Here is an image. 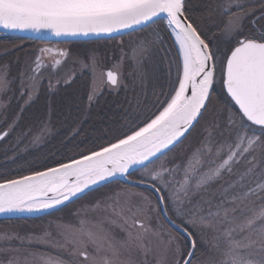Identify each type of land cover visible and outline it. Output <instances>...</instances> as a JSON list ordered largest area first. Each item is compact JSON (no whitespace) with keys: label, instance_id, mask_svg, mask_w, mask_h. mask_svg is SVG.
Returning a JSON list of instances; mask_svg holds the SVG:
<instances>
[{"label":"snow or ice","instance_id":"1","mask_svg":"<svg viewBox=\"0 0 264 264\" xmlns=\"http://www.w3.org/2000/svg\"><path fill=\"white\" fill-rule=\"evenodd\" d=\"M185 3L186 0H0V28L46 30L65 37L125 32L130 35L151 28L132 42L131 58L139 65L154 47L164 43L160 29L153 27L163 23L176 48L175 56L169 58L164 106L154 118L78 159L30 175L0 180V214H9L51 210L86 194L94 186L123 177L156 193L159 203L154 210L163 213L169 224L187 238L185 248H181L180 241L170 233L165 238L164 234L153 231L140 219L144 213L142 204L113 193L111 203L104 207L115 217L109 222L120 227L123 237L117 238L102 222L81 219L79 227L57 226L63 237L59 246H71V264H148L149 256L154 264H197V261L199 264H264V203L258 209L238 207L253 197L264 201V172L254 186L245 183L257 167V150L264 156V0H259V16L251 0H217L216 10L228 18L222 27L227 48L218 47L215 42L210 47L200 24L186 15ZM249 17L253 27L246 31L244 22ZM49 51L42 49L41 53ZM59 63L57 60L56 64ZM92 65H95L94 57ZM41 66L37 58L35 71ZM118 75L107 71V82L117 86ZM32 80L30 87L35 89L38 81L35 77ZM217 84L224 91L230 139L216 143L213 154V129L219 125L205 127L202 148L197 149L184 167L183 179L177 180V168L156 164L205 118ZM7 85L6 76L0 75V91ZM7 135L8 132L0 133V140ZM202 151L214 155V166L196 175L193 161L199 163ZM245 165L235 181L222 187L219 202L196 199L201 190L222 179L224 174H235ZM137 170L141 175L133 182L130 178ZM230 190L234 194L228 195ZM141 201L150 204L143 195ZM96 207H100L99 202ZM190 228L198 235L202 228L221 233L226 243L224 259L210 255L201 260ZM48 236L46 233L44 237L15 239L21 245L33 241L47 243ZM0 239L11 237L0 236ZM136 254L143 259L138 262ZM8 264H65V261L38 255L34 260L14 258Z\"/></svg>","mask_w":264,"mask_h":264},{"label":"trees","instance_id":"2","mask_svg":"<svg viewBox=\"0 0 264 264\" xmlns=\"http://www.w3.org/2000/svg\"><path fill=\"white\" fill-rule=\"evenodd\" d=\"M216 3L217 0H186L185 3L186 15L189 19L200 24L202 34H206L205 39L210 47L213 40L223 33L222 27L228 19L216 10ZM251 4L256 15L259 16V0H251ZM158 25L163 28V34L170 43L171 53L175 56L176 48L172 37L164 28L163 23ZM249 25L253 27L251 23ZM89 44L92 43H73V46H76L77 51H81L82 46L79 45ZM44 45L43 42L25 38L0 36V71L6 72L11 85L5 95L7 105L0 113V133L8 132V135L0 140V180L30 175L35 171L56 167L60 162L66 163L91 151L99 150L100 147L114 142L116 138L154 118V115L158 114L164 106L168 92V68L164 66L162 60L155 67L150 84L146 89L135 87L134 80L132 81L130 78L126 88L116 91L102 90L93 101L89 99L92 97L90 75L86 72L76 71L67 81L46 80L42 82L32 99L25 98V96L27 97L26 91L21 96V86L24 83L21 81L23 75L26 73L28 79L33 82L32 78L37 77L40 72L41 67L38 72L35 71L37 58H40L41 64L47 67L63 65L55 64L53 58L46 57L48 52L41 53ZM223 98L224 96L220 97L214 92L213 104L205 117L209 116L211 111L217 110L215 106L224 108ZM229 107L233 111L236 110L231 105ZM203 120L180 145L161 160L176 154L178 163L180 161L179 153L189 155L197 148L200 145L201 136L204 137L200 131ZM45 124H49L51 133L41 145L29 147L28 144L42 131ZM140 173V171L135 172L131 179L138 180ZM114 186L129 187L122 182H114L87 194L82 199L53 214L34 219L0 220V236L13 237L11 242L0 244V263L7 262L13 258L15 253L18 254L15 252L18 248H24L18 244L15 237L42 234L47 229V223L50 220H61L82 200L98 195ZM143 190L152 194L149 190ZM169 215H171V211H169ZM161 219L164 222L162 217ZM170 230L183 242V248H185L187 240L171 228ZM189 231L193 230L190 228ZM199 233L198 235L196 231H193V239L197 241L198 256L201 260H205L210 255L214 256L215 253L206 231L199 230ZM26 248H29L30 251L56 254L44 247L30 246Z\"/></svg>","mask_w":264,"mask_h":264},{"label":"rangeland","instance_id":"3","mask_svg":"<svg viewBox=\"0 0 264 264\" xmlns=\"http://www.w3.org/2000/svg\"><path fill=\"white\" fill-rule=\"evenodd\" d=\"M250 19L251 17L245 19L244 28L246 31L252 29V27L249 25ZM153 27L160 29V32L164 39V43L159 45L158 47H154L151 50V52L144 57L143 62L139 65L136 63L135 60L131 58L132 42H134L137 37H141L145 35L146 32L151 31V28L140 30L138 32H135L134 34L120 38L115 42L114 41L110 42L109 40L87 42L92 44L79 45L82 46L81 51H77L75 49L76 46H73V44L71 45L63 44V45H58L56 47L53 46L52 48L55 47L58 50H61V48L63 47L66 48L68 46L72 54L68 57L67 61H65L63 65L58 64L59 66L57 67H54L52 65H49L48 67L46 65L45 66L42 65L40 72L38 73L37 77H35L36 80L38 81V84L35 89L30 87L32 81L28 79V75L25 73L23 75V79L21 80L24 82L22 83L21 86L22 87L21 96H23L24 95L23 92L26 91L27 97L25 96V98L31 97L32 99L36 95L39 85L42 82H45L46 80H50L53 82L67 81L72 77V74H74L76 71L86 72L90 75L91 96L93 97L92 98L93 101L102 92V90L116 91L119 89L126 88V86L128 85L127 81H129L130 78H132V81L134 80L135 84L133 85L135 87L138 88L144 87L143 89H146L150 84L151 75L155 67L157 66L158 62L162 60L164 66L168 68L169 58L174 57L171 53L170 43L167 40L166 36L163 34L164 30L161 27V25H157V26L153 25ZM213 42H215V44L221 48L229 47V45L224 42L223 33L219 35L216 39H214ZM213 42L211 43V46ZM58 57L60 56L56 55V58ZM93 57L95 58L94 67L92 65ZM108 70L115 71L119 74L118 78L120 83L117 86H112L107 82L106 72ZM0 75L6 76L7 78V74L4 71H0ZM134 86L132 87L135 88ZM10 87L11 85L10 82L8 81L7 87L4 90L0 91V113L7 105V102L5 100V95L10 90ZM215 93L220 97L224 96V91L219 84L216 85ZM215 108L217 110L211 111L209 116H206L203 122L201 123L200 131L203 133L204 137L201 136L202 139L200 140V145L197 148H195L189 155H184L182 154V152L179 153L180 161H178V163L176 159V154H174L170 157L161 160L156 166L159 167L162 164L168 168H177L176 179L182 180L184 176V172H183L184 167L188 165L189 160L192 159L193 154L197 151V149L202 148V145L204 143V138L206 135L204 131L205 127H210L213 124L219 125V128L213 129V139L215 142L213 145V154L215 153L216 150V143H223L225 141H228L230 137L228 136V132L226 128L227 112L224 111V108L222 106H215ZM50 133H51V129L49 124H45L42 131H40L38 135L34 137L33 141H31L28 144L29 147L31 146L37 147L41 145L44 139ZM218 133H223V135H219ZM255 156H256L255 163L257 167L250 181L245 182L247 184H250V186H254L255 182L258 179H260V173L264 172V156L261 155V152L259 150H257ZM214 159H215L214 155L210 156L202 151L200 154L199 163L197 164L195 163V161H193V166L194 168L197 169L196 175H199L201 172L207 171L209 167H213ZM216 162L218 163V161ZM245 167H247V165L239 168L235 174L232 175L224 174L222 179L217 180L216 182L210 184L206 190H201V192L198 194L196 199L202 197L204 200L213 199L214 202H219L222 187L226 186L229 182L235 181L237 179V175L239 173L244 172ZM192 183L193 185H195V176H193L192 178ZM129 187L114 186L111 189L104 190L98 195H95L93 197L91 196L85 200H82L79 204L75 205L69 212H67V214H65L61 218V220L59 219L50 220L47 223V229L42 234L37 236L36 235L30 236V237H44L45 234L47 233L49 234V236L47 237L49 242L47 243H38L36 241H33L32 243L25 242L22 246L20 241L18 240V244L24 248L20 247L21 249L18 248V250H15V252H17L18 254L15 253V255H13V258H11L10 260L14 258L24 259L25 257L28 258L29 260H34V258L38 255H46L63 260L65 261V264H71V260L69 256V253L71 251V246L70 245L67 247L59 246V244H63V237L62 235H60V231L57 226L70 224L79 227V222L81 219L88 220L93 223L102 222L103 227L113 232L117 238L123 237L124 233L121 231L120 227H118L116 224H112L109 222L110 219H115V217L112 216L110 210H106V208L104 207L105 205L111 203L110 198L112 197L113 193H120L122 196H127L128 198L131 199V201L134 204H142L144 207V213L140 216V219H142L146 225L150 226L153 231L164 234L165 238L169 233L172 236L176 237V239L179 240L181 243V248H183L184 246L183 242L162 221L160 217V212L158 210H154L155 207L158 205L155 195L140 188H133V187L129 188ZM238 191L239 189L236 190V192ZM232 194H234V192L230 190L228 195H232ZM141 195L148 197L150 204L141 201ZM97 202H99L100 207H96ZM262 203H264V201L257 200L256 198L253 197L251 201H244L243 204H238V207L245 210H247L248 208L258 209ZM240 218L242 219L243 217ZM221 227L223 228L224 226ZM200 230L206 231V233L209 235V240L212 242L211 245L215 253L214 254L215 258L218 260L224 259L222 253L226 247V243H225V238L221 235V233L214 232L211 228H202ZM234 236L235 238L239 239L238 234H234ZM6 237H10V236H6ZM217 237H219V239H217ZM12 238L13 237H11V239H0V244L9 243L12 241ZM216 245H218V247H216ZM25 246L44 247L45 249L54 251L56 254L54 255V254L42 253L33 250L30 251L29 248L27 249ZM135 259L139 262L143 258L140 257L138 254H136ZM9 261L0 264H8ZM148 264H154V260L151 256L148 257Z\"/></svg>","mask_w":264,"mask_h":264},{"label":"water","instance_id":"4","mask_svg":"<svg viewBox=\"0 0 264 264\" xmlns=\"http://www.w3.org/2000/svg\"><path fill=\"white\" fill-rule=\"evenodd\" d=\"M138 31H140V30L133 31L132 33H135V32H138ZM125 35H128V33H126V32L125 33H114L111 36H108V35H99V36L89 35V36H66L65 37V36H56L52 32L46 31V30L45 31H41V32H33V31L8 30V29L0 28V36H15V37H19V38H25V39H28V40H34V41H39V42H47V43L92 42V41H100V40H109V39L120 38V37H123ZM191 131L192 130H190V133H191ZM190 133H186L185 137L181 138V142H179L174 148H172L170 151H168L167 154L170 153L173 149H175L179 144H181ZM138 171L139 170H137L135 172H138ZM132 181L135 182L136 180H132ZM114 182H122V183H124V184H126V185H128L130 187H133V188H140V189L149 190L156 197V193H154L150 188H146L145 186L138 185L136 183H129V181L126 180L125 178L117 177L115 180L108 181V182H106L104 184H101V185H98V186H94L93 189L88 191L86 194H82L81 196H79L78 198H74L70 202H65V204H63L61 206H58L57 208H54V209H51V210L40 211V212H31V213L22 212V213L0 214V220L34 219V218L44 217V216L53 214L55 212H58V211L64 209L65 207L71 205L72 203L82 199L87 194H89V193H91V192H93V191H95V190H97L99 188L105 187V186H107L109 184H112ZM161 215H162L164 221L166 222V224L171 229H173L175 232L179 233L171 224H169L167 218L163 215V213H161ZM179 234L183 236V234H181V233H179ZM184 238L187 240L186 237H184Z\"/></svg>","mask_w":264,"mask_h":264},{"label":"flooded vegetation","instance_id":"5","mask_svg":"<svg viewBox=\"0 0 264 264\" xmlns=\"http://www.w3.org/2000/svg\"><path fill=\"white\" fill-rule=\"evenodd\" d=\"M132 34H134V33H132ZM129 35V34H128ZM128 35H125V36H128ZM131 35V34H130ZM125 36H123V37H125ZM123 37H120V38H123ZM120 38H115V39H110L109 41H117L118 39H120ZM103 41V40H102ZM95 42V41H94ZM82 43H87V42H82ZM71 45V44H73V43H71V42H65V43H60V44H57V43H45V45H44V49H49V50H51V51H49L48 53H47V55H46V57H51V58H53L54 59V63H56V61L57 60H59L60 61V63L59 64H64V62L65 61H67V59H68V57L72 54L71 53V50L69 49V47L67 46L66 48H61V50H58V49H56L55 47L56 46H58V45ZM53 46H55L54 48H52ZM61 52H64V53H66V55H63V56H61L60 55V53ZM56 55H58V56H60V57H58V58H56Z\"/></svg>","mask_w":264,"mask_h":264}]
</instances>
